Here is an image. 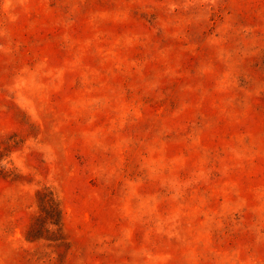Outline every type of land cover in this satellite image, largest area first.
Listing matches in <instances>:
<instances>
[{
	"label": "rangeland",
	"instance_id": "obj_1",
	"mask_svg": "<svg viewBox=\"0 0 264 264\" xmlns=\"http://www.w3.org/2000/svg\"><path fill=\"white\" fill-rule=\"evenodd\" d=\"M0 264H264V0H0Z\"/></svg>",
	"mask_w": 264,
	"mask_h": 264
},
{
	"label": "trees",
	"instance_id": "obj_2",
	"mask_svg": "<svg viewBox=\"0 0 264 264\" xmlns=\"http://www.w3.org/2000/svg\"><path fill=\"white\" fill-rule=\"evenodd\" d=\"M43 194H45V193H43ZM39 195H42V193L39 194ZM45 199H47L48 203L57 205V201L55 200V198L53 197L52 194L51 195H46ZM59 224H60V220L58 219V222H56V225H59Z\"/></svg>",
	"mask_w": 264,
	"mask_h": 264
}]
</instances>
